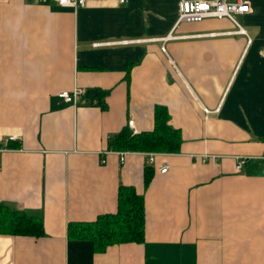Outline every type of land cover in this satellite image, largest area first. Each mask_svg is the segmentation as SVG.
<instances>
[{"label": "crops", "instance_id": "1", "mask_svg": "<svg viewBox=\"0 0 264 264\" xmlns=\"http://www.w3.org/2000/svg\"><path fill=\"white\" fill-rule=\"evenodd\" d=\"M178 2L0 0V203L44 229L0 233V264H264V0L235 23H177ZM90 88L104 109L58 96ZM157 106L177 153L108 149L125 126L152 130ZM120 185L143 195L144 240L69 238L70 222L116 212Z\"/></svg>", "mask_w": 264, "mask_h": 264}, {"label": "trees", "instance_id": "2", "mask_svg": "<svg viewBox=\"0 0 264 264\" xmlns=\"http://www.w3.org/2000/svg\"><path fill=\"white\" fill-rule=\"evenodd\" d=\"M107 91L97 88L86 89L81 96L87 104L105 108ZM182 142L180 131L169 124L166 107L154 110V127L150 131L133 133L123 127L108 139V149L125 152L177 153ZM10 145V144H9ZM144 183L150 181L152 167L144 168ZM144 198L133 187L120 185L117 193V210L99 215L90 222H70L67 235L72 239L89 240L95 252H102L108 246L144 240ZM0 233L39 237L44 234L42 215L0 203Z\"/></svg>", "mask_w": 264, "mask_h": 264}, {"label": "built area", "instance_id": "3", "mask_svg": "<svg viewBox=\"0 0 264 264\" xmlns=\"http://www.w3.org/2000/svg\"><path fill=\"white\" fill-rule=\"evenodd\" d=\"M59 5H67L74 8L83 7L91 0H55ZM119 3H125L127 0H118ZM178 19L179 22H196L201 21L206 18H228L235 23L234 15L235 14H245L249 11L248 0H179L178 2ZM237 32H245L241 27H238ZM172 38L171 35L162 38L165 42L167 39ZM161 51L165 54L166 48L165 45H161ZM84 89H78L72 92L62 91L58 96L66 103L76 104L79 98L84 94ZM204 111L207 109L204 108ZM131 125V122H129ZM14 136H10L7 141H13ZM125 152H120L121 161H123V156ZM148 162H152L153 153H148ZM243 163H245V158H242L236 164V169L239 170ZM167 170V165L160 169L161 172ZM264 174V169H263Z\"/></svg>", "mask_w": 264, "mask_h": 264}]
</instances>
